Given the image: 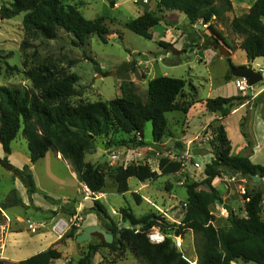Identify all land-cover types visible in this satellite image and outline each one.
<instances>
[{"label": "trees", "instance_id": "trees-1", "mask_svg": "<svg viewBox=\"0 0 264 264\" xmlns=\"http://www.w3.org/2000/svg\"><path fill=\"white\" fill-rule=\"evenodd\" d=\"M106 1L112 8L117 0ZM231 11V0H155V9L123 22L122 26L145 40H151L152 29L164 19V14L177 12L184 15L190 26L196 23L207 25L210 39L217 44L218 49L220 42L224 44V39L214 24L222 22ZM21 14L22 29L30 39L40 37L45 41H53L58 38V30H62L73 36L72 44L76 47H83L91 36L107 44L109 32L104 25V18L87 20L76 6L66 4L63 0H12L8 6H0V20H11ZM262 19L264 0H255L246 14L229 22L231 31L241 37L238 48L244 51L248 61L264 57ZM166 25L174 24L168 22ZM158 45L165 50L172 48L165 42H158ZM26 47L23 44L22 49ZM86 59L97 66L92 58L87 56ZM225 61L229 69L234 67L230 58ZM130 70L134 71V68ZM25 76L30 82L29 88L0 86V146L3 153L0 166L21 182L29 201L36 192L29 166L18 169L7 160L11 154V144L20 133L26 141L30 164L44 158L49 150L57 152L69 163L78 182L91 194H99L106 187V172L102 166L85 161L86 153L95 148L94 141L102 140L108 151L114 147L124 150L143 149L148 147L143 141L144 128L146 123H150L152 145L163 153L159 145L163 138L171 137L165 115L172 112L187 114L191 108V103L183 99L186 82L182 79L165 76L151 79L147 83L145 101L137 94L133 82L123 81L119 86L120 97L107 102H89L79 99L81 94L76 87L79 82L77 75L58 70L47 61L38 62L25 71ZM232 78L228 71L224 81ZM191 89L193 97L195 88ZM73 99L77 101L73 102ZM247 100L246 97L236 96L202 102L206 111L218 117L211 125L214 132L210 143L212 160L206 163L201 182H190L185 186L184 214L179 225H169L157 213L136 217L129 208H121V221L128 227L120 228L107 222V209L100 201L94 200L90 212L95 214L100 226L114 238L112 244L103 243L100 246L112 252L128 249L147 264H188L170 237L165 238L161 244L148 242L146 232L155 227L163 234H173L175 237H181L186 231L191 232L195 264H264L262 193H245V216L237 217L230 211L224 227L214 225L215 216L211 211L212 206L222 203L220 194L212 185L221 176L219 168H227L243 176L264 178V165L254 164L248 157L231 154L230 141L220 122ZM255 102L261 103L264 114V92ZM180 148V144L175 143L173 149ZM183 166L182 160L178 158L162 157L154 171L148 164L132 161L115 170L113 183L118 194H125L130 178L139 182L155 181L180 173ZM13 204L18 206L21 203L16 200ZM135 226H140L137 234H134ZM77 232L78 229L72 227L62 240L76 237ZM100 246H90L88 254L79 264H89ZM60 258L59 251L49 248L14 264H51Z\"/></svg>", "mask_w": 264, "mask_h": 264}, {"label": "rangeland", "instance_id": "rangeland-1", "mask_svg": "<svg viewBox=\"0 0 264 264\" xmlns=\"http://www.w3.org/2000/svg\"><path fill=\"white\" fill-rule=\"evenodd\" d=\"M11 1L0 0V6L2 4L8 6ZM63 1L66 4L76 6L87 20L103 17L104 25L109 32L107 44L101 43L96 36H91L83 47H76L72 44L73 36L62 30H58V38L53 41H45L40 37L30 39L26 37L22 29L23 14L11 20H0V86L29 88L30 82L25 76V71L40 61H47L54 64L58 70L77 75L79 82L76 87L81 94L79 99L89 102H107L120 97L119 86L123 81L133 82L137 88V94L145 101L147 82L149 80L159 76L182 79L186 82L184 88L185 97L183 99L190 102L191 107L194 106V109L189 113L188 120H178L184 117L181 113L166 114L169 131L173 138L179 140L177 143L180 144V149H183L182 142L184 141H182V138L186 133L187 126L186 137L192 138L199 132L201 125L209 118V113L205 107H201L202 102L237 92L236 86L229 85L225 87L222 83L221 77L226 71L227 63L225 58L219 55L217 44L210 39V32H206L201 23L190 26L181 13H176L177 15L173 16L165 15L164 19L152 29V39L145 40L122 26L123 22L135 19L137 11L139 13L143 11L139 4L133 0H117L112 8L106 0ZM254 1L234 0L237 14L239 13L238 9L243 8L244 4L253 3ZM150 5L152 10L155 9V0H151ZM234 15L235 13L231 11V13L226 14V18L222 22H216L214 26L223 36L227 50L233 53L234 61L240 63L245 59V53L241 49H237L239 43H236V39L241 37L233 33L229 25L230 17ZM168 22L176 25L177 29L175 30L181 32L179 36L177 35L178 37L170 36L172 41L176 40L178 42L180 40L178 51L173 48L165 50L158 45V36L163 32ZM199 32L205 34L199 35ZM23 44L27 46L25 49H22ZM219 45L223 44L220 42ZM87 56L95 60L97 66L88 61L86 59ZM202 57L205 59H201ZM258 63H260L258 65L259 68L264 69V59L254 62V67ZM12 68H15V70H12ZM131 68H134V71H131ZM261 83H264V81ZM191 87L195 88L193 97L191 96L193 94ZM76 101L77 99H73V102ZM246 102H248V107L257 104L258 106L261 105V103H256L255 100L250 98ZM254 111V107L251 110L248 108V114L243 117L240 123L238 122V115H232L220 121L221 125H223V120L226 119L224 125L228 138L233 143L235 153L241 148L240 145L235 146L240 140L239 135L243 138L244 144H246V147L242 150L243 153H248L256 141L264 146V124H262L259 114H254ZM253 119H256V123H254ZM151 131V124L146 123L143 138L148 143H151ZM213 136V127L210 125L201 133V140H197L191 145L194 148L193 151L206 156L210 154L212 150L210 143ZM163 142L164 140H162L161 144ZM239 144H241V141H239ZM11 147L15 153L14 160H17V164L23 163L27 158V147L21 133L12 142ZM180 149L173 151L184 164L180 173L161 177L155 181L139 182L134 178H130L128 180V191L125 194L116 192L112 177L116 169L125 166L124 155H120V161L117 164L109 166L108 150L102 151L95 147L93 150L88 151L85 155V161L95 166H102L106 172V187L102 192L105 197L103 198L100 194H97V196L102 198L100 202L107 208V222L127 228L128 226L121 221L119 210L121 208H129L136 217L157 213L169 225H179L184 214L185 186L190 182H201L204 179V167L208 163L204 157L200 159L195 157L181 158ZM112 150L120 151L119 148L115 147ZM158 153H160L158 157L153 152L147 154V158H151L153 161L150 164L152 170L157 169V162L165 156L164 152ZM131 155L126 157V159L131 158ZM0 157H3L1 146ZM137 158L140 157L135 155V162L141 163ZM210 160H212V156H210ZM255 160L259 164H264V147L255 156ZM129 162H132V160ZM195 163L199 164V168L193 166ZM219 169L221 176L216 180L218 183L215 181L212 185L214 184L213 186L216 188V186L224 184L225 187L223 188L225 191L222 194V203L212 206L211 211L215 216L214 225L216 227H224L227 225V216L221 217L219 209L221 207L226 208L227 213L231 211L237 217H244V194L258 191L264 196V178L243 176L227 168ZM57 175L62 176L66 180L67 185L64 188H60V186L53 185L45 180L46 182H43V186L46 190L53 196L72 197L82 201L84 193L81 188L75 190L76 183L72 181L71 177L65 171L57 172ZM13 179L12 174L0 166V206L5 209L11 220V214L18 210V206H13L18 197L17 191L14 189ZM202 188L199 187L198 189ZM23 196L26 198L25 194ZM43 197L44 195L40 191L36 193V198L41 201ZM90 204L93 205L90 199L83 201L84 207ZM262 205H264V202H262ZM26 215H28V219L31 222L43 221L46 226L45 229L40 230V228L44 227L39 226L36 229H31L26 223L23 224L17 243L7 241L5 256L11 263L36 255L54 239L48 232L50 226L47 220L43 218V213L36 214L30 208ZM90 219L87 216L86 221ZM76 222L82 226L83 221ZM70 224L71 229L75 223ZM98 225H101L99 221ZM77 229L80 230L78 232L80 233L83 228ZM37 230H39V233L43 232V236H39L40 234L37 233ZM74 238L60 240L59 243L51 246V248L61 253V258L51 264H79V261L88 254L90 246L103 244L101 237L98 235H94L90 241L82 244H75ZM180 240L181 247L178 251L188 261V264L195 263L196 257L192 233L189 231L183 232ZM89 264L147 263L136 258L128 249L123 248L112 252L100 246ZM237 264L244 263L238 262Z\"/></svg>", "mask_w": 264, "mask_h": 264}, {"label": "crops", "instance_id": "crops-1", "mask_svg": "<svg viewBox=\"0 0 264 264\" xmlns=\"http://www.w3.org/2000/svg\"><path fill=\"white\" fill-rule=\"evenodd\" d=\"M231 4H232V13H235V15L230 17V21L233 18H237V17H239V16H241L243 14H246L248 12L250 6L252 5V3L244 4L243 8H239L240 10L238 9L239 13L237 14V12H236L237 8H236V6L234 4V0H231ZM116 5H118V4H116ZM149 6H150V10H152L150 3H149ZM176 13L177 12H166L164 15L173 16V15H177L178 14V13L177 14ZM142 14H143V11H142V13H139V11H137V17L142 15ZM262 21H264V19H262ZM175 29H177L176 25L165 26L163 32L161 34H159L160 37L158 36V42L170 43V45H172V48L174 50L178 51L179 47H180V45H179V41L180 40L178 42H176V40L172 41L171 37H170V36L176 37L177 35L179 36L181 34V32L179 30H175ZM205 31L208 32L207 29ZM203 34H205V33L199 32V35H203ZM240 41H241V38H237L236 39V43L237 44L240 43ZM237 49H238V47H237ZM213 54L216 55L215 52H213ZM201 59L204 60L205 58L202 57ZM262 59H264V57L257 58L255 60H253L252 61V65H251L252 69L254 71L260 72L261 75L264 74V69L259 68L258 65H260V63L255 65V67H254L253 64H254V62L262 60ZM230 60H231V63H232V65L234 67L248 65V60L246 59V56H245V59L243 61H241L240 63H236L234 61L232 52H230ZM228 71H229V68H228V65H227L226 71H225L224 75L221 77V81L225 85V87L229 86V85L236 86L235 88H236L237 92L233 93L232 95H227V96L220 97V98H229V97L242 96V94L238 91V86H239L241 80L232 78L229 81H224V76L226 75V73ZM262 81H264V76H262ZM227 91H228V89H227ZM262 92H264V83H260V84L256 85L252 89L251 92H248V96L251 93V95L254 96L253 100H255ZM247 104H248V102H246L245 104H242L239 107H237L236 109H234L231 112V114L228 117H226V119L231 117L232 115H238V122L240 123L242 121L243 117H245L248 114L247 113L248 108H249V110H251L254 107V109H255L254 114L255 113L259 114L258 116H259V118H261L262 124H264V114H262L261 105L258 106V104H257L255 106L252 105L253 107L252 106L248 107ZM202 106H204V104H202L201 107ZM192 109H194V106L189 109L187 114H183L184 115L183 118H179L178 120L187 119L188 116H189V113L192 111ZM177 113H179V112H177ZM165 117H166V115H165ZM216 119H218L216 114L209 113V118L206 120V122L204 124L201 125V127L199 129V132L196 135H194L192 138H187L186 137V133H187V130H188V126H187L186 133H185L184 137L182 138V141H184V142H182L183 143V149H180L181 150L180 153H182L181 158L195 157L196 159H200V158L204 157V158L207 159L208 162L210 161V156H212L211 153L207 154V156L203 155V154H199V153L193 151L194 148H192L191 145L193 144V142H195L197 140H201V138H200L201 133L208 126L212 125ZM256 119H257V117H256ZM256 119H253L254 123H256ZM225 120H223V125L225 123ZM224 129H225V132H226V135H227V138H228V133H227L225 125H224ZM167 130H168L169 134L171 135V137L163 138L164 142H163V144H160L159 147H160V149H162L161 148L162 145L172 144L173 143L171 148H170V152H166L164 149H162V150H164V153H165L164 157H168L169 159H177V156L175 155L176 153L173 152L174 151L173 147H174L175 143H177L179 140L177 138H173V135L169 131L168 120H167ZM239 137H240L239 141H241V144H239V141H238V143H236L235 146L236 145H240L241 148L237 151V153L234 152L233 143L228 138V140L230 141V144H231V154L232 155H241V156L248 157L252 163L259 164L258 162H256V160L254 161V159H255V156L258 154V152L264 146H262L261 144L258 143V141H256L255 145L253 147H251V149L248 151V153H243L242 150L246 147V144H244L245 142H243L244 140H243V138H241L240 135H239ZM143 141L147 144L148 147H145V148H143V149L138 151L137 155H140V156H138L140 158H137V159H138V161H141V163L135 162V159H134L135 156L133 157L131 154H128V155L124 156L126 162L131 159L136 164H148L150 166V164L153 161L151 160V158H147V154L149 152H153V153H155V155L157 157L160 156V153H158L159 151L155 147H153V145H152V138H151V143L146 142L144 140V138H143ZM26 147H27V145H26ZM123 150L124 149H120V151H119V152L122 153V155L124 154ZM176 150H178V149H175V151ZM14 155H15V153H14L12 147H11V154L7 158L8 162L13 167L18 168V169H21L25 165L29 166L32 178H33L34 183H35L36 192L34 193V195H32L31 201H29V199H28V197L26 195V191H25L23 185L21 184V182L18 179H15V178L13 179L14 189L17 191V195H18L17 200H19L21 204L18 205V207H17L18 210L11 214L12 227H11V233L8 235V239H7L8 242L17 243V241H18L17 238H19L20 235H21L23 224H25V223L27 224V221H29L30 223H33V222L30 221V219H28L29 218L28 215H26V212H28V210L30 208L36 214H38V213H40V214L43 213L44 214L43 218L45 220H47L48 225L50 226V229H49L48 232L54 238L51 242H49V244L46 247L42 248L40 252L46 251L47 249L51 248V246L53 244L59 243V241L62 240V238L66 234L69 233L70 226H71L70 223H75L76 224L77 223L76 221H79V222L83 221L82 226L79 223L77 224L78 226L80 225L79 228H84V227L89 226V225H98L97 217L95 216L94 213L90 212V209L92 208L93 205L90 204L87 207H84V205H83V201H87V200L90 199L91 202H93L95 199L91 198V197L88 198V196H86V192H89V191L86 189V187H84L82 184H80L78 182V180L76 178V175L72 171L69 163L66 160H64L59 153L54 152L52 150H49L46 153V155L44 156V158H42L41 160L37 161L34 164H30L29 157H28V151H27V158L24 160L23 163H20V164H17V162H16L17 160H14ZM130 155H131V158H129V159L127 158L128 159L127 160L126 157H128ZM133 155H134V153H133ZM2 158L3 157H0V159H2ZM145 161H147V162L145 163ZM157 164H158V162H157ZM259 165H264V164H259ZM155 170H157V169H155ZM60 171H65V173H67L68 176L71 177L72 181L74 183H76V189L75 190H79V188H81L82 192L84 193V197H83L82 201L81 200H77V199L72 198V197L69 198V197L53 196L43 186V182L46 180V181H49L50 183H52L53 185L56 184V185L60 186V188H64L67 184H66V180L62 176H58L57 175V172H60ZM223 187H225L224 184H220V185L216 186V190L220 194L221 199L223 198L222 194L225 191ZM72 189H73V187H72ZM39 191L44 195V197L42 198L43 199L42 201L40 199L36 198V193L39 192ZM24 194L26 195V198L23 196ZM99 194H100V196H103V198L105 197L104 193H99ZM100 199H102V198H99L98 201H100ZM13 206H11V207H13ZM104 207L106 208L105 205H104ZM87 216L90 217L91 219L86 221ZM57 222L67 223V226L64 227V229L62 230V232L60 234L55 233L52 230L53 225L55 223H57ZM34 224L37 225V228L39 226H43L44 227L42 229L40 228V230L45 229V226H46L43 223V221H40V222H37V223H34ZM72 227H74V226H72ZM79 231L80 230L78 229V232ZM37 233L40 234L39 236H43V234H44L43 232L39 233V230H37ZM17 262H20V261H16V262H13V263H11L9 261L10 264H14V263H17Z\"/></svg>", "mask_w": 264, "mask_h": 264}, {"label": "built area", "instance_id": "built-area-1", "mask_svg": "<svg viewBox=\"0 0 264 264\" xmlns=\"http://www.w3.org/2000/svg\"><path fill=\"white\" fill-rule=\"evenodd\" d=\"M201 25L203 26V28L205 30L207 29V25H203V24H201ZM239 80H241V79H239ZM252 89H253V87H248L244 80L240 81V84L238 86V91L242 94L243 97H247V98H250L251 100H253L254 96L251 95V93L248 96V92H251ZM137 140L140 141L139 136H137ZM139 150H141V149L138 148V149H134V150H123L124 154H125V155L124 154L123 155L126 156L128 154L134 153V155H132L133 157L135 155L140 156V155H137ZM121 154L122 153L119 151H114L112 149L109 150V153H108V158H109L108 164H109V166H113V165L117 164L120 161V157H121L120 155ZM127 164H128V161L125 162V166ZM193 166L195 168H199V164H197V163H195ZM87 193H89V192H86V196H88V198H90V196H91V198L94 197L95 200L99 199L97 194H91V193L87 194ZM183 207H185V205H183ZM219 214L221 217H226L227 211L221 207V209H219ZM27 224H28V226L31 227V229L37 228V225L34 223H30L29 221H27ZM77 224L78 223L74 224V227L79 228L80 225L78 226ZM66 226H67V223L57 222L53 225L52 230L55 233L60 234L62 232V230L64 229V227H66ZM11 227H12V220L6 214L5 209H3L0 206V264H10L9 261L7 260L6 256H5V250H6V245H7V237L11 233ZM120 228H122V227H120ZM139 232H140V226H135L134 227V234H137ZM167 237H170L171 240L175 239L174 245H176L175 247L179 250L181 247L180 237H175L173 234L165 235L158 228H155V227L149 229L146 232V238H147L148 242L151 244H161L164 242L165 238H167ZM183 259L186 260L185 258H183ZM193 264H195V263H193Z\"/></svg>", "mask_w": 264, "mask_h": 264}, {"label": "water", "instance_id": "water-1", "mask_svg": "<svg viewBox=\"0 0 264 264\" xmlns=\"http://www.w3.org/2000/svg\"><path fill=\"white\" fill-rule=\"evenodd\" d=\"M138 3L143 9V12H149L150 6L148 0H133ZM223 44V43H222ZM218 53L225 59L230 58V52L227 50L225 45H221L218 48ZM253 60L248 61V65L233 67L229 69V74L235 79L244 80L248 87H254L262 82V75L260 72L254 71L251 67ZM173 144V143H172ZM172 144L162 145L161 148L166 152H170ZM94 145L97 149L105 151V146L102 140L98 139L94 141ZM94 235L101 237L104 244H112L114 238L113 235L102 228L100 225H89L83 228L82 232L78 233L74 239L75 244H82L92 239ZM172 244H175V239L171 240Z\"/></svg>", "mask_w": 264, "mask_h": 264}, {"label": "bare ground", "instance_id": "bare-ground-1", "mask_svg": "<svg viewBox=\"0 0 264 264\" xmlns=\"http://www.w3.org/2000/svg\"><path fill=\"white\" fill-rule=\"evenodd\" d=\"M191 264H193V263H191Z\"/></svg>", "mask_w": 264, "mask_h": 264}]
</instances>
